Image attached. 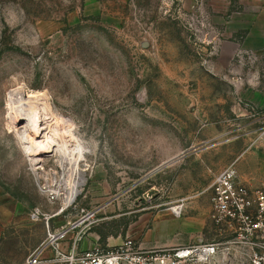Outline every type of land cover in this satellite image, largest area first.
Returning a JSON list of instances; mask_svg holds the SVG:
<instances>
[{
  "label": "rangeland",
  "instance_id": "rangeland-1",
  "mask_svg": "<svg viewBox=\"0 0 264 264\" xmlns=\"http://www.w3.org/2000/svg\"><path fill=\"white\" fill-rule=\"evenodd\" d=\"M18 87L48 97L82 146L80 193L48 222L95 213L79 251L136 243L130 223L181 200V219L203 221L189 244L225 243L207 218L216 173L235 163L247 188L264 185V0H0V264H23L61 205L42 188L64 161L35 148L32 165L7 108ZM33 116L62 128L41 103ZM225 247L212 264H250Z\"/></svg>",
  "mask_w": 264,
  "mask_h": 264
},
{
  "label": "built area",
  "instance_id": "built-area-1",
  "mask_svg": "<svg viewBox=\"0 0 264 264\" xmlns=\"http://www.w3.org/2000/svg\"><path fill=\"white\" fill-rule=\"evenodd\" d=\"M209 222L219 232H228L232 239L225 243L198 242L171 248L144 249L133 240L126 239L116 247H93L79 251L77 244L83 235L96 223L95 213L85 212L79 221L57 228H49V220L70 211L71 205L58 208L52 214L43 216L47 237L28 256L23 264H212L228 251L226 245L236 249H247L250 264H264V185L249 189L239 181L235 163L218 172L210 186ZM50 203L59 201L61 195L45 193ZM184 200L170 208L175 218L182 216ZM78 230L72 242L65 249L71 232ZM220 234V233H219ZM51 253L47 259L45 254Z\"/></svg>",
  "mask_w": 264,
  "mask_h": 264
},
{
  "label": "bare ground",
  "instance_id": "bare-ground-1",
  "mask_svg": "<svg viewBox=\"0 0 264 264\" xmlns=\"http://www.w3.org/2000/svg\"><path fill=\"white\" fill-rule=\"evenodd\" d=\"M40 103L44 107V111L52 116V119H56V121L59 120V126L60 124L62 125L60 130L54 132L51 124L50 126L45 127L43 122L37 124L32 122L31 117H34V111ZM7 106L11 112L10 115H12L14 121H17V126H15V128H17V130L23 129V131H21V136H26L25 139L27 141L24 143L23 149L29 154L27 156L31 159L32 165L33 163L38 164L35 158V151L32 149L42 148L39 152L44 155H52L54 153L60 154L59 156H61V160L64 161V166L61 170L63 177H59L57 182H51L48 185H44L45 187L42 188V191L44 193L53 192L60 194L61 197L59 201L61 206H70L79 195L80 189L84 183L83 171L80 169L84 157L83 149L79 140L72 136L67 130V127L60 120V116L53 112L48 97L43 93L37 91L24 94L23 87H18L12 90L8 95ZM20 124L23 126L18 128V125Z\"/></svg>",
  "mask_w": 264,
  "mask_h": 264
},
{
  "label": "crops",
  "instance_id": "crops-1",
  "mask_svg": "<svg viewBox=\"0 0 264 264\" xmlns=\"http://www.w3.org/2000/svg\"><path fill=\"white\" fill-rule=\"evenodd\" d=\"M239 181L241 182L240 178ZM241 183L244 184L243 182ZM169 212L171 215L165 211L157 212L152 220L144 219L141 216L138 217L127 226L125 231L126 236L134 238L136 244L144 249L171 248L189 244L191 239H193V234L197 230L202 229L203 221L192 215H185L182 219L181 217L177 219L172 215L170 210ZM209 213L210 205L207 216L208 221ZM110 237L116 238L115 240H117L120 234L111 235Z\"/></svg>",
  "mask_w": 264,
  "mask_h": 264
},
{
  "label": "trees",
  "instance_id": "trees-1",
  "mask_svg": "<svg viewBox=\"0 0 264 264\" xmlns=\"http://www.w3.org/2000/svg\"><path fill=\"white\" fill-rule=\"evenodd\" d=\"M126 230V229H125ZM120 235H124V233H121ZM106 237H100V241L103 242Z\"/></svg>",
  "mask_w": 264,
  "mask_h": 264
}]
</instances>
